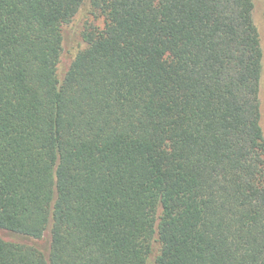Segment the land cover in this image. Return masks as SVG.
Wrapping results in <instances>:
<instances>
[{
  "label": "trees",
  "instance_id": "16d2710c",
  "mask_svg": "<svg viewBox=\"0 0 264 264\" xmlns=\"http://www.w3.org/2000/svg\"><path fill=\"white\" fill-rule=\"evenodd\" d=\"M253 12L0 0V264H264Z\"/></svg>",
  "mask_w": 264,
  "mask_h": 264
},
{
  "label": "rangeland",
  "instance_id": "374dc122",
  "mask_svg": "<svg viewBox=\"0 0 264 264\" xmlns=\"http://www.w3.org/2000/svg\"><path fill=\"white\" fill-rule=\"evenodd\" d=\"M253 2H254L253 18L258 28L261 47L263 50V77H262V87H261V125L264 131V0H253ZM87 18H89L90 20L94 19V17L89 16L88 14H87ZM98 23L99 25H102L103 20H99ZM78 43L79 41H76L72 44V46L70 47V52H67V54L64 57L65 60H68L71 54L75 53L77 49L83 47V45L80 46Z\"/></svg>",
  "mask_w": 264,
  "mask_h": 264
}]
</instances>
